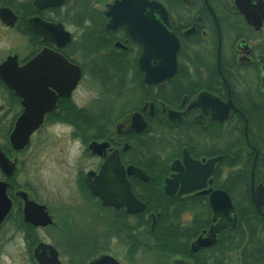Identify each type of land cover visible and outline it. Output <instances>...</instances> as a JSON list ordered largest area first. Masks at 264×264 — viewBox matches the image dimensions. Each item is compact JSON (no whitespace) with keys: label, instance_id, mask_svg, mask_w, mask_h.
Wrapping results in <instances>:
<instances>
[{"label":"water","instance_id":"1","mask_svg":"<svg viewBox=\"0 0 264 264\" xmlns=\"http://www.w3.org/2000/svg\"><path fill=\"white\" fill-rule=\"evenodd\" d=\"M64 0H35L34 5L39 9L56 7ZM204 7L209 11L217 30V72L227 90V101H220L210 94L201 93L194 102L188 106L186 112L201 109L203 112L210 110L212 121L222 123L229 112L237 113L244 121L243 132L246 146L255 153L250 172L251 201L257 215L264 222V213L261 208L264 205L263 188L261 185L254 187V169L257 160L256 149L249 143L247 137L248 122L244 114L233 105L230 98V88L221 69V34L218 22L208 0H202ZM234 6L240 16H243L247 26L261 30L264 24V0H234ZM105 16L109 18L105 28L115 30L123 27L132 39L142 47L138 65L144 74V84L160 85L171 79L177 70L176 54L179 49L177 38L169 25L167 12L164 7L155 1L148 0H116L106 5ZM0 21L6 26L12 27L15 22L14 15L7 9L0 10ZM30 29L44 41L64 48L70 43L71 35L62 25L46 24L37 18L27 20ZM16 56H9L0 64V82L8 91L13 92L19 99L22 108L21 114L14 121V126L9 132L8 142L14 152H19L28 147L31 135L39 129L44 116L55 109L57 95L70 98L76 89L81 71L78 66L70 64L58 52L47 48L32 57L25 65L19 66ZM261 73L264 70V58L258 59ZM264 82V74L261 77ZM263 90V89H262ZM56 92L55 93H53ZM152 107V106H151ZM185 112V113H186ZM165 117L171 121H183L184 113L170 109L164 110ZM152 114V113H151ZM140 113L134 112L123 116L114 126L117 135L140 134L147 128ZM109 147L108 143L92 142L88 149L93 155L101 156ZM181 160H176L170 166L171 174L164 180L163 191L169 197H185L191 195H205L211 209L212 225L206 234L200 235L190 243V252L197 253L200 249L211 248L217 243V235L226 228L233 229L237 225L235 207L228 193L221 189L211 188V174L215 164L221 157L194 160L188 155V151H182ZM118 151H113L108 156L97 175L86 174L85 185L89 192L96 197L104 207L115 210L124 209L129 215H137L145 210V204L138 201L132 193L129 177H134L143 183L148 182V176L144 170L134 166L124 167L118 159ZM16 171L15 164L11 163L0 149V173L4 177L0 181V225L7 216L11 203L6 196L9 186L8 180ZM93 178V179H92ZM45 207L33 202H26L23 209L24 221L33 227H47L52 225V220L47 215ZM152 229L155 217L152 215ZM57 250L50 244L38 243L32 250L35 264H63L59 259ZM176 264H184L182 260H173ZM89 264H119L110 256L102 255L89 262ZM187 264H192L187 263Z\"/></svg>","mask_w":264,"mask_h":264},{"label":"trees","instance_id":"2","mask_svg":"<svg viewBox=\"0 0 264 264\" xmlns=\"http://www.w3.org/2000/svg\"><path fill=\"white\" fill-rule=\"evenodd\" d=\"M188 1L190 9L198 13L202 11L200 0ZM210 2L221 23L225 16L232 14V3L219 0L215 5L211 0ZM91 3L92 0H74L73 8L76 10V15L64 17L68 24L78 30V33L63 54L81 63L84 73L92 76L98 84L100 96L86 108L77 109L71 106L59 116V120L69 123L74 128L75 136L85 143L91 139L110 140L114 133L113 126L120 116L137 110L140 105L138 102L146 98L143 89L135 82L134 85L131 84L132 82H125L128 87L123 94L119 85L121 84L118 77L119 65L102 60L103 53L107 52V49L102 50V47L108 39L104 30L98 27L102 19L101 15L94 12L88 13ZM199 14L202 18L207 16L204 9L203 14ZM215 44L214 39L212 47L214 45L215 48ZM203 57L206 60L204 69L207 76L206 81L200 83L205 85L214 82L219 86L214 67V52L211 56L205 54ZM197 80L198 78L189 82L195 84L199 82ZM115 83L118 85L117 89L113 87ZM0 86L4 88L1 83ZM179 92L169 95L166 86H163L158 89L156 98L166 106H173L182 98ZM254 94L256 96L241 95L240 98L245 102H237V105L243 107V111L248 116L250 144L262 150L260 141L262 120L258 119L256 114L252 116L249 112V109L259 103V99L261 101V97H258L256 92ZM12 101L17 104L16 99L13 98ZM235 127L233 131L235 136L228 133L221 142L223 159L214 174L212 186L228 193L233 201L238 222L233 229L227 228L219 233L218 242L214 247L201 250L196 254L189 252L190 243L211 225L208 201L203 196L169 197L163 191V181L168 176V166L180 157L184 148L193 158H199L202 155L210 156L207 151L199 152L197 148L200 143L199 137L213 136V125L203 129L196 122L172 123L165 117L158 116L149 122L147 130L141 135L126 137L125 142L128 145L124 155L126 163L141 168L148 176L146 183L130 179L134 195L146 205L145 210L136 217L137 227L131 226L123 213L114 216L120 233L126 236V260L131 262L136 252L147 251L163 260L177 256L188 258L193 261V264H264V222L257 215L247 195L253 158L242 142L241 122H238ZM231 140L235 141L232 146H230ZM256 163L257 169L261 170L262 158L260 157ZM222 168L227 169L225 176L222 175ZM256 176L254 174V178ZM150 214L155 217L153 229H151ZM186 215L190 217L184 219ZM137 229L145 238L143 242L138 243L135 237H132V233H138ZM30 242L28 247L33 246L35 241Z\"/></svg>","mask_w":264,"mask_h":264},{"label":"flooded vegetation","instance_id":"3","mask_svg":"<svg viewBox=\"0 0 264 264\" xmlns=\"http://www.w3.org/2000/svg\"><path fill=\"white\" fill-rule=\"evenodd\" d=\"M35 0H0V10L2 9H7L9 10L15 17V22L12 27L6 26L3 23H1V26L8 30V31H16L19 34H21L24 39H26L28 45L26 48V57H24L22 60L18 59L20 58L19 55L12 54L8 55L9 56H16L17 62L19 66L25 65L28 61L32 59L35 55L40 53L44 49H48L50 51L58 52L63 57L70 63L75 66H78L80 71H81V79L77 85V87L80 85L81 80L85 77L88 76L91 78L92 81L93 78L92 76H89L88 74H85L82 67L81 63L78 62V60H74L72 58H68L64 56L63 52L67 51V48L69 45L73 43L75 40V36L71 35V41L67 45H65L64 48H57L55 45L46 42L43 40L42 37L36 35L29 27L27 20L31 18H37L41 22L46 23V24H51V25H62L64 29L66 30L65 26L70 25L68 24L67 21L65 20L64 17L67 16H75L76 10L73 8L74 6V0H64L61 5L56 6V7H47L43 9H39L37 6L34 5ZM116 0H92V3L90 5V9L88 13L94 12L98 13L101 15L102 19L98 24V27L100 29H103L104 32L106 33V37L108 39L110 44L112 43V47L110 49H107L105 53H103V61H108V62H113L117 65H119V80L121 81L120 88L123 91V94H125V89L128 87L127 83L125 82H132L131 84L134 85V82L136 85L140 86L143 89L144 94H146V98L144 100H141L140 105L138 106L137 110L131 111L129 113L124 114L123 116H126L130 113L138 112L143 116L144 121L147 123V128L149 125V122L151 120L156 119V117L161 116L165 117L164 110L165 109H170L176 112L184 113L185 115L183 116V121H176L172 123H183L187 121H192L198 123L201 128L205 129L207 126H212L214 127V132L213 136L211 138H205L199 137L198 141L200 143L198 146V151H207L210 156L202 155L199 158H193L191 155L190 157L194 160L200 161L201 159H210V158H215V157H221V160L215 164L213 174H211V188H213V181H214V174L216 173L220 162L223 159V155L221 154L223 149H222V143L223 139L227 137L228 133L230 135H233V131L235 125L237 126L238 122H241V127L243 132V124L244 121L243 119L235 112L230 111L226 120L222 121V123L212 121V114L209 112L210 110L203 112L201 109H194L190 110L189 112H186L188 106L191 104V102H194L197 98V96L201 93H208L211 96H214L218 98L220 101L226 102L227 101V90L225 86L223 85L222 81L220 80V77L217 72V66H216V52H217V30H216V25L214 23V19L212 18L211 14L209 11L204 7V3L202 0H200L202 7L204 9V12L206 13V17H203L199 14H203V9L201 12H197L194 9H190L189 6V1L188 0H150V1H155L160 3L164 9L167 12L168 16V21L169 25L171 26L172 32L177 38L176 40L178 41L179 44V49L177 50L176 54V60L177 61V70L175 71L176 73L174 76L165 81L164 83L160 85H147L144 84V74L142 73L141 69L139 68L138 65V59L141 55L142 47L137 44L132 37L125 31L123 27H118L115 30H107L105 26L108 24L107 22L109 21V18L105 16V13L107 12L106 10V5L112 4ZM118 1V0H117ZM149 1V0H148ZM209 5L213 9V12L215 13V17L218 22V28L220 30L221 34V69L222 73L229 85V90H230V98L233 103V105L238 109V111L242 112L247 119V115L245 114V111H243V107H240L237 105V102H242L244 103L245 100H242L240 98L241 95H246V96H256L254 92H256L259 96L261 97V101L259 99V103L256 104L254 108L249 109L250 114L253 116V114H256V117L261 121V143H262V150H259L257 148L255 152H257V160L258 162L259 158H262V169L259 170L257 169V163L255 165L254 173L257 175L256 178L254 179V187L256 188L257 186L261 185L263 188V195H264V82L262 81L263 79L261 78L262 75L264 74V70L261 73L260 71V66L258 64V59H263L264 58V50L257 47L256 42L250 37L251 34H257L262 31L264 28V24L261 28V30L256 31L254 27L247 26L243 16H240L239 12L237 11L236 6H234V0H232V14L230 16H225V18L222 20V23L220 21V18L218 17L217 13L214 10V7H212V4L210 0H208ZM99 3H103V6H99ZM31 8V9H30ZM75 28V27H74ZM242 29L245 30V34L238 33V30ZM215 39V48L214 45L212 47V44ZM214 52V67H215V73L217 75V80L219 81V86L215 85L214 82H209L203 85L204 83H200L201 81L205 82L206 81V70L204 69V64L206 62L205 58L203 56L209 55L211 56ZM6 57V58H7ZM207 57V56H206ZM5 60V59H4ZM3 60V61H4ZM1 61L0 64L3 62ZM197 71V73H195ZM256 73V76H255ZM242 74H244V77L242 78ZM199 81L198 83L195 82V84H190L189 81L193 79H197ZM95 82V81H94ZM1 83V82H0ZM129 83V84H130ZM2 84V83H1ZM4 86V85H3ZM130 86V85H129ZM163 86H166V91H168L170 94L169 95H174L175 92L180 91L179 93L180 96L182 95V98L175 102L173 106H166L161 101L157 100V92L158 89L162 88ZM252 86V87H251ZM76 87V89H77ZM236 87V88H233ZM250 87V88H249ZM4 90L7 91L8 94H11V96L17 100V110H18V115L16 116L15 120L18 118V116L21 114V106H20V101L17 99L13 92L8 91V89L4 86ZM76 89L71 93L70 97H72L73 93L76 91ZM254 89V92H253ZM263 89V90H262ZM100 92V91H99ZM53 93L56 94V92L53 91ZM57 95V94H56ZM12 101V100H11ZM95 101V100H94ZM94 101H92L88 106H90ZM75 107L78 109L76 105L71 103V98H63L57 95L56 101H55V109L44 116V119L42 120L43 123L39 127L38 130L43 126L45 119L48 117H52L53 122L58 123V124H65L70 126L73 130L74 128L67 122H63L59 120V116L62 115V113L67 110L68 107ZM152 106V107H151ZM84 108V107H83ZM86 108V107H85ZM82 109V108H79ZM186 112V113H185ZM152 113V114H151ZM123 116H120V118L115 122L114 126L116 123L123 118ZM166 118V117H165ZM167 119V118H166ZM168 120V119H167ZM13 121V122H14ZM169 121V120H168ZM248 122V120H246ZM171 122V121H170ZM15 123V122H14ZM13 123V126H14ZM12 126V129H13ZM113 126V134L110 137V140L107 138H103L100 140H89L87 143H85L83 140V143L86 144V155L94 162L92 166L90 167L89 170H86L84 173L83 177L79 179L78 184H77V190L79 192V196L81 200H84L85 203L89 204H96L99 206V208L111 212L114 216L119 215V214H125L127 216L128 222L133 226L134 228L137 227L136 222V217L141 214L137 215H129L126 213L124 209L120 210H115L113 208H108L104 207L99 200L94 197L88 190L87 186L85 185L84 179L86 177V174L88 173H93L94 175H97L98 172L100 171L101 166L103 165L105 159L111 155L113 151H118L119 155V160L120 163L124 166H134L135 165L126 163V160L124 159V155L126 150L128 149V145L125 142V139L127 136H138L140 134H135L131 133L128 135H117L115 132V128ZM146 128V130H147ZM36 130L30 137V140L32 136L38 131ZM145 130V131H146ZM248 130L249 126L247 128V137H248ZM12 131V130H11ZM144 131V132H145ZM143 132V133H144ZM73 135L75 136V132L73 130ZM78 138L77 136H75ZM245 141L244 137V132H243V141ZM248 141L250 143L249 137ZM92 142H97V143H108L109 147L103 152L101 156L98 155H93L91 152H89L88 146ZM234 140H231L230 146L234 144ZM9 143V142H8ZM30 144V142H29ZM245 147L246 143L244 142ZM29 146V145H28ZM10 147V145H9ZM26 147L25 149H27ZM11 149V147H10ZM24 149V150H25ZM186 149V148H184ZM183 149V150H184ZM248 149V148H247ZM12 150V149H11ZM24 150L20 151L23 152ZM182 150V151H183ZM187 150V149H186ZM13 151V150H12ZM182 151L181 154L179 155L176 160H181L182 158ZM188 151V150H187ZM249 153L252 154V162L254 160L255 153L251 152L249 150ZM5 154V152H4ZM14 157L11 159L7 154V158L9 161L13 164H15L16 171L8 180L9 186L7 187L6 190V196L10 200L11 206L9 209V212L7 216H5L4 221L0 225V229L3 228L4 225H8L9 229L12 227H15L19 232L22 233V235L25 237L26 241L28 240V235L30 234V231H36L38 229H43L47 227H54V219L53 216L50 215V211L48 208L43 205L42 202H40L34 194V190L30 187V185H24V186H17L13 185V181L15 178V174L17 173L18 167H19V161H18V154L19 152H14ZM188 151V155H189ZM173 161V162H174ZM172 162V163H173ZM172 163L168 166L169 167V173L168 176H170L171 171H170V166ZM253 164V163H252ZM138 168V167H137ZM252 169V166H251ZM222 174H224L225 171H227L226 168L221 169ZM1 175V174H0ZM2 176V175H1ZM165 177V179L167 178ZM2 176V180H3ZM93 179V178H92ZM130 179H136L134 177H129L127 180L130 183ZM138 180V179H136ZM1 181V180H0ZM140 181V180H138ZM141 182V181H140ZM249 189H248V197L250 202L251 201V184L249 181ZM131 187V185H130ZM163 187H164V181H163ZM132 189V188H131ZM130 189V190H131ZM133 193V191H132ZM134 195V193H133ZM135 196V195H134ZM191 196H203L206 197L205 195H191ZM171 197V196H170ZM173 197H177L176 195ZM189 197V196H185ZM135 198L138 200V198L135 196ZM208 201V197H206ZM140 201V200H138ZM26 202H33L36 205H40L45 207V210L47 211V215L52 220V225H49L47 227H33L32 225L26 223L24 221V216H23V209L24 205ZM142 202V201H140ZM143 203V202H142ZM233 203V201H232ZM145 204V203H144ZM209 205V204H208ZM234 205V204H233ZM253 205V203H252ZM146 206V205H145ZM210 208V207H209ZM211 210V209H210ZM262 212L264 211V205L261 208ZM236 212V210H235ZM152 215L150 214L149 217L152 219ZM236 216V215H235ZM237 217V216H236ZM260 217V216H259ZM150 219V220H151ZM262 220V219H261ZM152 221V220H151ZM263 221V220H262ZM238 222V220H237ZM212 225V221H211ZM210 225V226H211ZM209 226V227H210ZM209 227L202 231L200 235H205ZM152 229V228H151ZM227 229V228H226ZM136 231V230H134ZM140 230L137 229L136 232L138 233H132V237H135V240L140 243L142 234L139 232ZM220 233V232H219ZM199 235V236H200ZM203 235V236H204ZM219 235V234H218ZM217 235V237H218ZM124 238L126 237L123 234ZM198 236V237H199ZM216 237V238H217ZM126 242V239H124ZM195 240V238H194ZM193 240V241H194ZM40 242H43L42 240H39L33 248ZM124 242V243H125ZM218 242V238H217ZM46 243V242H43ZM48 244V243H46ZM217 244V243H216ZM51 245V244H50ZM126 246V244H125ZM215 246V245H214ZM213 246V247H214ZM32 248V250H33ZM212 248V247H211ZM209 249V248H205ZM204 250V249H200ZM127 252V249H126ZM190 252V248H189ZM199 252V251H198ZM197 252V253H198ZM137 254L133 256L131 259V262L129 260H126V257H124L123 261L126 264H136L138 262L139 256L141 253L136 252ZM191 253V252H190ZM59 254V253H58ZM191 254H196V253H191ZM102 255H107L110 256V254H100L96 258H93L89 262L99 258ZM59 257V256H58ZM112 257V256H110ZM113 258V257H112ZM60 259V257H59ZM115 259L119 264V260ZM182 260L184 264L187 263H192L193 261L184 258V257H173V259H168L164 260L162 264H176L173 260ZM163 260V259H162ZM61 261V259H60ZM62 262V261H61ZM167 262V263H165ZM63 263V262H62ZM35 264V263H34ZM65 264V263H63ZM89 264V263H88Z\"/></svg>","mask_w":264,"mask_h":264},{"label":"rangeland","instance_id":"4","mask_svg":"<svg viewBox=\"0 0 264 264\" xmlns=\"http://www.w3.org/2000/svg\"><path fill=\"white\" fill-rule=\"evenodd\" d=\"M211 1L217 5L219 0ZM224 1L232 3V0ZM99 6L102 7L103 3ZM65 28L71 35L78 33L73 26L66 25ZM238 33L246 35L242 29ZM250 37L257 47L264 50V28ZM27 45L21 34L4 29L0 23V62L16 53L22 60L26 57ZM111 47L112 43H105L102 50ZM241 76L243 78L244 74ZM113 87L117 89L118 85L115 83ZM99 90L98 84L85 76L70 97L71 103L78 108L88 107L92 101L99 99ZM11 100V94L0 86V149L12 159L14 154L9 147L8 136L18 110ZM52 119L51 116L45 119L40 130L32 136L28 148L18 154L19 167L12 184L30 185L33 195L50 211L55 226L32 231L26 241L15 227L9 229L8 225H4L0 229V264H34L32 248L39 240L51 244L65 264H88L103 253L110 254L120 264H126L123 261L126 257L125 238L114 215L80 199L78 181L94 163L86 155V144L73 135L70 126L55 123ZM189 217L186 215L184 219ZM32 240L35 241L33 246L28 247V242L31 244ZM163 261L156 254L146 251L141 253L136 264H162Z\"/></svg>","mask_w":264,"mask_h":264}]
</instances>
